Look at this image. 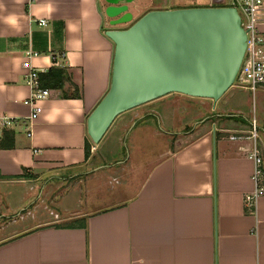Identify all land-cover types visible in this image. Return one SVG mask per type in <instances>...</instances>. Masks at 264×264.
<instances>
[{
	"label": "crops",
	"instance_id": "0c3cea01",
	"mask_svg": "<svg viewBox=\"0 0 264 264\" xmlns=\"http://www.w3.org/2000/svg\"><path fill=\"white\" fill-rule=\"evenodd\" d=\"M120 3L131 19L109 25L104 0H0V110L13 118L0 128V191L10 196L4 209L22 207L0 222V264H264V195L243 206L253 187L249 141L229 138L254 118L264 141L263 86L231 85L214 103L184 97L183 117L165 98L186 94L171 92L119 113L99 141L88 137L86 117L110 78L104 31L149 9L182 7ZM255 19L264 29V1ZM27 49L39 74L60 80L39 79L49 93L33 104L21 74ZM130 127L134 153L144 144L155 157L103 163Z\"/></svg>",
	"mask_w": 264,
	"mask_h": 264
},
{
	"label": "water",
	"instance_id": "95a60500",
	"mask_svg": "<svg viewBox=\"0 0 264 264\" xmlns=\"http://www.w3.org/2000/svg\"><path fill=\"white\" fill-rule=\"evenodd\" d=\"M104 1L109 25L130 21L120 3L129 0ZM104 32L113 53L108 87L85 120L93 142L119 113L171 92L214 103L233 82L246 37L235 7L216 5L149 9Z\"/></svg>",
	"mask_w": 264,
	"mask_h": 264
},
{
	"label": "built area",
	"instance_id": "2783aa9c",
	"mask_svg": "<svg viewBox=\"0 0 264 264\" xmlns=\"http://www.w3.org/2000/svg\"><path fill=\"white\" fill-rule=\"evenodd\" d=\"M264 0H212L211 5L233 6L239 15L240 25L245 31V48L240 65L231 85L239 88L254 90L258 86L264 87V32L258 29L255 19L257 7L263 4ZM37 23H45L44 18H38ZM34 51L27 49L21 61V74L26 83L31 87L29 103L33 104L38 98L49 93L48 88L39 87V72L43 69L33 67L30 56ZM56 59L53 57V62ZM13 121V118L0 110V128L5 127ZM258 124L254 118L249 121L246 133H231V139H247L248 146L243 147L244 154L252 162L251 180L253 187L242 195V203L245 208L253 207L256 199L264 195V162L260 150L258 136Z\"/></svg>",
	"mask_w": 264,
	"mask_h": 264
},
{
	"label": "rangeland",
	"instance_id": "374dc122",
	"mask_svg": "<svg viewBox=\"0 0 264 264\" xmlns=\"http://www.w3.org/2000/svg\"><path fill=\"white\" fill-rule=\"evenodd\" d=\"M155 1H162V0H155ZM167 2L169 5L182 6V7L183 6H195V5H208V4L213 3L212 0H167ZM259 28L260 27L258 26V29ZM259 30L264 31V29H261V28ZM173 93H175L174 95H179V92H173ZM180 95H185V94H180ZM184 97L191 98L193 96H187V95L182 96L181 100H179V101H182L180 104H182L184 106V109H181L179 107V105H178L179 101H176L175 99L170 100L168 98H165V99L169 100V102H171L170 110H172V112H174L176 114V116L183 117L185 114L188 113V111L190 109V106L188 105L189 102H187L186 100H183ZM207 111H209V109ZM153 115H154V119H155L157 128L164 130V126L162 123H159L157 115L155 113H153ZM131 127L126 129L125 131L121 132V134H120L119 138H117V140H116V137H115V139H112V143L115 147V150L112 151L111 153H109V155L107 154L108 152H106V149H105V151H103L105 153V155H104V157H100V160L103 163H113L116 161L125 160L128 157H130V159H129L130 161L138 162L139 160H142V159L143 160L147 159L148 161H151L152 157L153 158L155 157L154 156L155 153L152 149L150 150V147H148L147 145H144V144H140V143H137L140 145L138 146V149L134 153V151L132 150L133 147L131 144V135L133 134ZM258 133H259V130H258ZM259 135H260V139L262 138V143L264 145L263 137H261L260 133H259ZM105 148H106V146H105ZM89 150L91 151L92 148L90 147ZM98 151H100V148H99V150L94 152L96 156H98ZM146 151H147V153H146ZM144 154H145V156H144ZM116 165H118V164H116ZM1 192L2 191H0V207H1L0 208L1 209L0 210V222L5 221L6 218H8L10 216L17 217L20 209H22V207H18L17 209H12V208L4 209L6 202L8 200H10V196L5 194L4 192H2V193Z\"/></svg>",
	"mask_w": 264,
	"mask_h": 264
},
{
	"label": "trees",
	"instance_id": "16d2710c",
	"mask_svg": "<svg viewBox=\"0 0 264 264\" xmlns=\"http://www.w3.org/2000/svg\"><path fill=\"white\" fill-rule=\"evenodd\" d=\"M54 68H52V69H54ZM51 70H49L47 73H45V75L48 74L49 72H51ZM39 79H45V83L48 84L49 86H57L60 83L58 76L53 75V72L51 74H49L48 76H45V78H44V74H39Z\"/></svg>",
	"mask_w": 264,
	"mask_h": 264
}]
</instances>
